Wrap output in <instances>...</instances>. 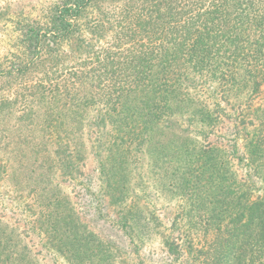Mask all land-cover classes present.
<instances>
[{"label":"trees","instance_id":"16d2710c","mask_svg":"<svg viewBox=\"0 0 264 264\" xmlns=\"http://www.w3.org/2000/svg\"><path fill=\"white\" fill-rule=\"evenodd\" d=\"M107 1L55 0L43 26L26 24L25 49L22 56H17L22 60L13 62L11 69L0 62V76L12 74L20 66L24 71L40 73L36 80L29 79L22 87V117L30 114L32 97L35 96V101L39 96L42 103L47 98L53 101L41 119L39 144L47 145L50 140L54 145L38 149L41 158L36 154L37 158L22 161L7 159L0 153V173L16 179L22 190L29 192L22 195L29 199L27 209L42 206L34 226L42 230L41 217L47 216L53 233L61 234L64 240L59 246L67 244L69 239L82 238L77 234L80 224L75 216H70L69 201L59 198L49 186L55 172L62 169L63 173L75 175L84 159L86 152L81 143L76 151L69 148V143L84 133L79 129L83 119L77 120L74 113L83 105L102 106L106 110L104 115L119 131L111 137L113 143L120 140L121 157L134 155L126 149L128 142L139 144L147 140L146 134L140 136L138 128L148 133L161 122H166V126L172 124L178 112L191 109L195 120L206 130L215 129L236 115L238 129L248 148L254 153L264 150V0H109L106 4ZM258 97L261 101L256 106L254 100ZM8 123L9 119L0 115V150L6 146L8 130L19 137L22 131L38 130L37 125L16 128L15 123L13 128H8ZM95 123L103 128L108 126L106 120ZM17 147H22V142ZM210 159L202 163L203 172L212 165L217 170L214 175L225 180L222 158L215 153ZM187 167H175L168 176V186L185 191L190 177ZM38 169L42 171L39 173ZM110 178L104 179V188L119 185L117 177ZM202 179L197 178V184ZM230 186L231 181L223 188L228 196ZM123 197L121 194L116 199L121 201ZM224 198L219 197L218 201ZM232 202L238 205L235 200L228 203ZM245 202L240 205L248 207L249 203ZM197 207L201 209L200 219L204 218L201 232L207 238L211 229L217 232L209 238L214 245L201 238V248L195 249L196 252L188 239L191 245L188 253L200 261H208L209 257L212 264L240 261L246 264L242 254L228 244L230 240H223L222 234L229 229L226 211ZM259 217L258 226H262L264 212ZM123 218L122 226L126 229L130 217ZM153 221L145 210L130 226L148 233L155 229ZM68 222L72 226L66 228ZM66 229L73 233L65 236ZM0 235V264H19L16 261L25 260L17 256L22 253L17 250L19 242L10 243L7 251L6 247L1 248L3 239L8 237L2 227ZM254 236L260 238L256 232ZM82 242L69 243L75 248L68 252L73 256L70 259L73 264H112L107 255L103 262L101 258L89 260V250L91 255L96 252V257L99 247L106 251L103 243L96 240L85 251L81 247L88 243ZM173 248L169 247L170 251ZM258 249V257L264 258V243ZM26 261L32 263L30 259Z\"/></svg>","mask_w":264,"mask_h":264},{"label":"rangeland","instance_id":"374dc122","mask_svg":"<svg viewBox=\"0 0 264 264\" xmlns=\"http://www.w3.org/2000/svg\"><path fill=\"white\" fill-rule=\"evenodd\" d=\"M54 2L0 0V62L6 69H11L13 62L22 60L17 56H22L25 49L23 33L28 26L26 24L43 26L44 17L50 13ZM106 4H109V0ZM38 76L39 72L24 71L22 66L14 68L12 74L0 76V115L9 119L8 128H13L14 123L16 128L26 124L38 126L37 131H22L20 137L7 131L6 146L0 150L7 159H35L38 149L54 145L50 140L47 145L39 144L41 119L44 111L48 112L46 107L52 105L53 101L47 98L46 103H42L39 96L35 101V96L32 97V108L28 110L31 112L22 117V87L27 80H36ZM260 101V97L254 100L256 106L260 105ZM105 112L102 106L86 105L74 112L78 115L76 119H83L87 126L79 125L84 133L76 141L70 142L69 148L76 151L81 143L86 152L84 159L75 175L63 173L62 169L55 172L53 184L49 186V189L56 190L59 198L69 201L70 216H75L80 224L77 234L82 238L69 239L67 244L59 246L64 240L61 234L53 233L51 223L46 221L48 217L44 215L43 219L41 217L42 230L35 227V219L42 206L27 209L29 199L22 195L29 192L22 190L16 179L0 173V227L8 235L3 239L1 248L6 247L8 251L10 243L19 242L17 250L22 253L17 256L25 258L16 261L19 264H27L26 259H30L31 264H73L70 260L73 256L68 252L75 248L69 243L77 244L82 240V243H88L81 247L86 251L87 246L91 248L92 242L97 240L106 246V251L99 247L96 257V252L91 255L89 250V260L101 258L103 262V257L107 255L112 264H212L213 259L209 257L208 261H200L188 253L191 246L188 239L192 240L196 252L195 249L198 251L201 248V238L210 240L217 232L211 229L208 238L201 232L200 224L204 218L200 219L201 209L198 210L196 206L202 205L203 210L206 206L226 211L229 229L222 234L223 240H230L228 244L242 254L246 264H261L264 261V258L258 257V247L264 243V225L258 226L259 216L264 212V150L254 153L248 148L243 133L238 129L236 115L226 119L220 127L206 130L195 120L192 109L178 112L173 116L172 124L166 126V122H161L159 127L148 133L138 128L137 132L140 136L146 134L147 140L139 144L128 142L126 149L134 155L121 157L120 140L113 143L114 138L111 137L119 131L106 118ZM101 120H106L108 126L103 128V125L95 123ZM96 128L98 130L94 131ZM20 142L22 147L18 149ZM213 148L219 151H212ZM215 153L223 160L225 180L214 175L217 170L212 165L203 172L202 163ZM180 166H188L186 173L190 174L186 183L188 187L182 192L174 190L177 186H168V176L172 175L175 167ZM41 171L38 169L39 173ZM110 177H117L119 185L104 188V179L112 180ZM201 177L203 179L197 184V178ZM230 181L232 186L229 187L228 196L223 193V188L226 189L225 185H230ZM121 194H124L123 200H117L116 196ZM222 196L225 198L218 201ZM232 200L238 205L228 203ZM245 201L249 203L248 207L241 206ZM145 210L155 225V229L148 233L137 226V229L131 227ZM126 215L130 221L124 229L122 223ZM69 223L65 224L66 228L72 226ZM253 232L260 238L255 239ZM68 233L73 231L66 229L65 236ZM209 244L214 245L211 240ZM172 246L174 248L170 251L169 247ZM198 256L202 257L203 254ZM3 258H6V254ZM238 264H243V261Z\"/></svg>","mask_w":264,"mask_h":264}]
</instances>
